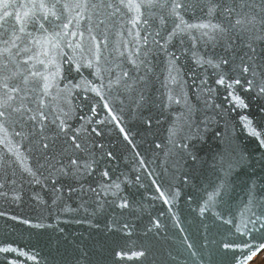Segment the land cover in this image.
Listing matches in <instances>:
<instances>
[{"label": "water", "instance_id": "obj_1", "mask_svg": "<svg viewBox=\"0 0 264 264\" xmlns=\"http://www.w3.org/2000/svg\"><path fill=\"white\" fill-rule=\"evenodd\" d=\"M8 2L0 51L3 39H20L11 49L14 62L0 56V100L3 75H22L8 81L20 91L8 93L13 99L0 130V249L16 250L0 251V264H254L264 252V0H217L212 16L207 0L202 10L180 9L188 24H220L228 32L209 40L207 29L194 28L171 41L175 18L168 9L141 7L133 27L137 13L117 12V0L110 9L90 6L100 0L79 8L84 0H59L60 20H44L40 0ZM17 14L44 29L28 23L20 33ZM253 17L254 25L247 23ZM193 53L217 66H198ZM89 61L99 75L85 67ZM57 66L48 95L37 77L23 83L29 72L55 73ZM222 75L225 84H217ZM21 103L31 109L25 117L43 111L47 119L38 116L33 128L11 111ZM113 181L119 190H105Z\"/></svg>", "mask_w": 264, "mask_h": 264}, {"label": "snow or ice", "instance_id": "obj_2", "mask_svg": "<svg viewBox=\"0 0 264 264\" xmlns=\"http://www.w3.org/2000/svg\"><path fill=\"white\" fill-rule=\"evenodd\" d=\"M117 3L120 5V7H116V5L112 2V0H108L107 3H105L104 0H100L99 4L92 3L90 6L93 9H96L98 7L109 8V9L113 8V7H116V11L117 12L120 11L121 7L127 8L129 11H133L134 10L137 13V15L130 21L132 23L133 27H136L137 25H139L141 23V13H140L141 7H144L145 9H147L149 11H151V9H153V8L168 9L169 17H174L175 18V20L173 21L175 26L172 29V31L168 34V41H171L173 37H177L181 33H184L185 31L190 30V29H194V28L195 29H207L208 31L202 32V35L208 36L209 40H215L217 36H219L221 39H224V38H226V35H227V32H228V29L225 28L224 26L220 25V24L202 23V24L193 25V24L186 23V21L184 20L183 16L180 14V12L178 10L184 9L185 11H187L189 8L195 9L197 7H201V10H202V7H203L202 6V0H185V2L183 4L177 2V0H171V3H169V0H142V3H140V4H133L131 2L126 3L125 0H117ZM58 5H59V0H57V3L52 4L50 7H49L48 4H46L44 2V0H40V3L38 5V7L43 13V19L44 20H48L49 16H51L55 20H60L61 16L63 15V12L58 13L56 11ZM207 5H208V15L209 16H212L215 13V11L217 10V8L219 7V3L217 2V0H207ZM9 6L10 5H9L8 0H0V7L5 9V11L3 12V15L0 16V28L3 29V31L0 32V37H3V36H5L8 33L7 22H8L9 18L12 15L9 11H7ZM88 6H89L88 0H84L83 5L81 3H77V4L74 5V7H77V8H79V7H88ZM60 7H62L64 9V11H67L68 8H69V4L65 3L63 5H60ZM225 11L230 13L232 11V9L226 7ZM77 15H79V13ZM152 15L155 16V13H153ZM28 16H29V13H25L24 14V17H28ZM24 17H21L19 14L16 15V22L21 25L19 27V32L20 33H24L25 32V29H26V26H27L28 23H32L33 26H36L38 24L39 29H44V24L39 23L38 21H35V20L25 19ZM175 21H179V22L176 23ZM254 21H255V18L253 17V18L249 19L247 21V23L254 25ZM71 22L72 21L69 20L67 23H63L62 24V28L63 29H68L69 24ZM160 22H161L162 25L164 24V17L163 16H161ZM101 23H103V21H101ZM143 23L144 24H148L149 23L148 19H144ZM236 23L240 24L241 21L237 20ZM52 27L53 28H59V27H61V25L53 23ZM233 27H235V25H233ZM248 31L251 32V29H248ZM13 32H15V28H13ZM63 34L64 35H68L67 32H64ZM57 35H60V33H57ZM71 35L75 36L76 33L72 32ZM80 35L82 36L83 33H81ZM137 35H139V33H137ZM157 35H160V33L157 32ZM253 38L258 39L260 37L250 36V39H253ZM19 39H20V37L17 36V35H13L10 40L9 39H3L2 43L5 45V47L2 49V51H0V56L7 55L14 62V57H12L11 49L17 48L16 41L19 40ZM93 39L95 40L96 37H93ZM144 39L147 40V37L145 36ZM181 42H183V41H181ZM36 43H40V42L37 41ZM69 47H71V43H69ZM229 50H230L229 48H227V47L225 48V52L226 53ZM20 51L27 52V51H29V49L27 47H25L23 49L18 50L16 52V56H19ZM193 55L196 58L195 59V63L198 66L203 65V64H208V65L213 66V67L217 66V65L213 64V60L212 59L205 60V59L199 57L196 53H193ZM252 58L253 57H249L250 60ZM31 59H32V57L29 56L28 59L23 61V63L24 64H28L29 60H31ZM176 59H178V57ZM98 61H99V57H97V63H98ZM38 63L44 64V61L40 60V61H38ZM129 63H131L134 68L137 67L136 62L134 60H130ZM219 63L228 64L229 61L226 58L221 57L219 59ZM242 63H243V58H242ZM44 66L47 69L48 65L44 64ZM3 67L5 69H7V67H8L7 62L4 64ZM85 67H88V68H94L95 67V74L96 75H99L100 72H101V69L99 67H96V65H94V63L92 61H89L85 65ZM79 70H80V65H77L76 71H79ZM248 70H249V68L247 66H245L244 69H243L244 72H247ZM59 74H60V68L58 66H57V69H56L55 73L49 72L47 74H42L39 71H31V72H29L28 75H24L23 76V83L25 84V86H27L29 84V76L39 78L40 80L43 81V83L40 85V89L43 92V94L46 96V95H48V90L51 87L54 86V81H55L56 77L59 76ZM21 75H22L21 72L16 71V72H12L11 77L8 76V75H3V77H2V79L5 81L4 84H3V88L5 90L6 99L0 100V130L4 129L3 119H6L7 114H8L7 110L11 107V105L9 104V101H11L13 99V96L12 95H8V93L9 92L17 93V92L20 91L18 86H10L8 81L10 79H14V78H16L18 76H21ZM122 76L124 78H130V72L129 71H123L122 72ZM117 83H119V79H117ZM216 83L220 84V85H224L225 84L224 76L222 75L219 79H217ZM234 83L240 84V80L237 78L234 81ZM248 83L251 84L252 82L248 81ZM126 87H127L128 90H134L132 83H127ZM228 87H231V85H228ZM90 90L96 92L97 95L100 94L98 89L92 88ZM261 92H264V87H261ZM229 95H233V94L229 93ZM25 96H27V93H25ZM233 98L241 107L244 106L243 101L240 99V97L234 96ZM23 99H24V97H21L22 101H23ZM141 99H143V97H141ZM39 102H40L41 107H43V105H44L43 99H40ZM105 107L107 108L108 105L105 104ZM11 111L14 112V113H20V115L22 117H25V114L27 112H30L31 109H29L24 103H21V105L19 107L11 108ZM93 112H95V109H93ZM38 116L40 117L41 121L47 119V117L45 116L43 111H39V112H37L36 114H33V115H28L25 118H26L27 121H32L33 122V128H35V126H36L35 122L37 121V117ZM113 119H115V117H113ZM58 127H59L60 132H64L65 131L64 121H61V123H60V125ZM41 128L43 129V124L42 123H41ZM121 131L123 132L124 129L121 128ZM252 134L253 135H257V133H255V132H253ZM41 138L42 139H46L43 135L41 136ZM125 139H127V136H125ZM48 147H49V144L47 142L43 143V148L45 150H47ZM76 147H79V145L77 144ZM71 163L72 164H76L77 162L75 160H73ZM28 171L30 172V174L35 175L34 173H31V170H28ZM103 175L106 178L108 177V173L107 172L103 173ZM119 187H120L119 183H116V182L113 181L111 184H108L105 187V190L112 189V188H115L116 190H119ZM91 190L95 191V189H91ZM113 194H115V193H113ZM209 199L211 200L212 197H209ZM165 203H167V200H165ZM127 206H128L127 202H124L121 205V207H127ZM201 211H204V209H201ZM229 246L230 245H228V244L224 245L225 248H228ZM189 247H191V245H189ZM260 248H264V244L260 245ZM0 251L8 252V251H16V250L15 249H11V248H3V249H0ZM143 254L144 253L141 252V253H138L137 255L138 256H142ZM29 258H31V257H29ZM250 258H251L250 256L247 257V259H250ZM238 264H240V262H238Z\"/></svg>", "mask_w": 264, "mask_h": 264}, {"label": "trees", "instance_id": "obj_3", "mask_svg": "<svg viewBox=\"0 0 264 264\" xmlns=\"http://www.w3.org/2000/svg\"><path fill=\"white\" fill-rule=\"evenodd\" d=\"M254 264H264V252L258 257Z\"/></svg>", "mask_w": 264, "mask_h": 264}]
</instances>
